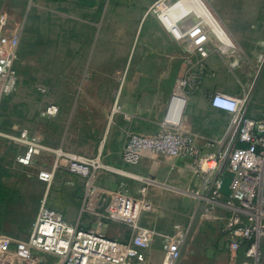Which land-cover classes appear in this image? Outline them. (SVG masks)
Masks as SVG:
<instances>
[{
  "label": "rangeland",
  "instance_id": "rangeland-1",
  "mask_svg": "<svg viewBox=\"0 0 264 264\" xmlns=\"http://www.w3.org/2000/svg\"><path fill=\"white\" fill-rule=\"evenodd\" d=\"M28 3V17L19 20V2ZM46 1L48 5H41ZM92 0H61L60 6H54L51 0H0V50L4 54L8 51L15 56V70L17 71V88L5 96L2 93L3 81L0 79V264H54L55 259L42 253H34L29 249L28 241L34 223L32 215L33 198L36 194L34 182L27 177L28 174L40 172L52 173L50 183H45V194L47 204L68 214V205L63 206L64 195L72 193L75 202L71 211H75L76 217L87 210L88 187L86 181L72 176L66 169L65 154L72 156H85L91 154L88 149L90 143L84 139L69 140V149L61 147L60 141L69 126L67 117L54 120V125H49L43 139L39 136L38 129L41 112L51 104L60 107L61 112L68 114L71 109L74 96L80 92V86L70 85L68 80V58L70 52V34L74 30L89 32V38L99 30L101 22L79 23L68 17L70 8L85 9ZM110 4H111V0ZM157 0H130L132 5H141L149 8ZM214 11L218 20L230 24L239 23V32L243 37H233L234 49L232 55L224 52L221 45L214 37L213 30L208 25L202 24L210 42V57L203 61L210 71H214V77L202 80V93L206 103L198 105V111L193 116V121L198 124L200 133H191L196 128L184 124L182 118L180 128L182 132L194 138L195 144L202 154L213 153L216 147L209 143L229 140L231 136L230 118L228 115L217 113L211 107L209 98L217 92H226L234 95H243L251 92V105L248 115L254 119H264V66L257 75L259 69L258 57L264 51V0H205ZM71 2V6L69 5ZM57 9L62 14L59 16L53 10ZM24 14V12H23ZM198 21L195 15L187 17L186 24L191 25ZM249 23H245V22ZM110 29L116 32L120 29L114 24ZM162 29L159 21L152 18L147 19L138 30L136 44L131 47V55L127 60L129 64H148L153 62L154 55H144L142 49L148 47L140 38L147 35L148 30ZM137 33V34H138ZM23 36V44L20 47V38ZM136 36V35H135ZM147 40V39H146ZM150 42H160L159 39L151 38ZM150 44V43H149ZM158 45V44H157ZM153 47L156 44L152 45ZM186 46V45H185ZM157 47V46H156ZM187 47V46H186ZM147 52L153 50L147 49ZM157 52H160L157 49ZM2 54V55H4ZM1 56V55H0ZM158 60H168V57L157 55ZM210 59L218 62L217 67L208 63ZM200 56L189 53L188 70L186 72H197ZM216 69V70H215ZM185 72V73H184ZM181 75V76H182ZM60 76L65 77L58 84ZM180 76V77H181ZM179 77V78H180ZM209 86H205V83ZM117 97V95H116ZM116 97L112 107L110 130H122L123 133L114 135L119 142L126 141L129 131H135L142 135H154L161 130L158 125L140 124L135 128L128 127L122 116L126 115L122 98L118 101L117 111L113 112ZM250 112V113H249ZM158 113H150V116H158ZM122 119V120H121ZM128 128V131L126 130ZM28 131L40 145L45 146L40 155L36 156L30 166L20 164L21 158L27 152V145L20 140L22 131ZM127 131V132H126ZM43 133V132H42ZM44 140L51 144L42 143ZM206 142V148L201 145ZM217 145V143H216ZM73 148V149H72ZM97 150H95L96 152ZM99 151V150H98ZM97 154H105L102 148ZM93 152L92 154H94ZM100 154V155H101ZM101 155L102 166L95 174V181L102 186L110 187L109 192L124 191L127 195L138 199L144 204L151 205L152 210L161 213L172 214L177 222L175 226L190 229L189 239L199 230L200 234L210 231L221 219L227 216L222 208H212L202 197H207L201 187V180L191 167L188 184L175 182L173 175L166 172L153 174L142 163L138 165H127L122 160L114 163L104 162ZM98 156V155H97ZM97 156L90 157L96 158ZM165 159H178L162 154H154L151 161L154 164L164 163ZM229 179H226L224 194H228ZM112 187V188H111ZM95 188L98 190L97 185ZM40 191V190H39ZM40 194V192H39ZM157 207V209H155ZM73 208V209H72ZM107 235L110 238L130 237L135 232L131 224L110 220ZM162 226V225H161Z\"/></svg>",
  "mask_w": 264,
  "mask_h": 264
},
{
  "label": "built area",
  "instance_id": "built-area-1",
  "mask_svg": "<svg viewBox=\"0 0 264 264\" xmlns=\"http://www.w3.org/2000/svg\"><path fill=\"white\" fill-rule=\"evenodd\" d=\"M182 0H157L146 11L145 18L155 17L173 34L175 39L187 46L189 53L200 56L197 72H186L176 80L168 103L161 130L154 135L129 132L125 141L122 160L127 165H138L147 154H162L178 159H187L202 182L207 197H202L212 208H222L226 218L215 216L222 222V232L227 237L228 264H260L264 254V119L248 115L251 92L231 95L217 92L210 96L211 107L230 117L231 136L225 144L222 140L209 143L216 147L213 153L202 154L193 137L180 128L189 94L202 89L205 77H214L205 61L210 56L207 33L201 21L191 25L186 19L194 13L188 11L184 20L176 21L171 10ZM199 20L200 18L197 17ZM259 69L264 66V51L258 57ZM15 56L7 52L0 57L2 93L12 94L17 88ZM120 94L116 97L113 112L117 111ZM59 108L51 104L41 112V117L58 115ZM20 140L27 145V152L19 158L20 164L30 166L43 147L28 131H22ZM217 143V145H216ZM66 169L74 177L82 178L88 187L87 197L97 193L95 174L101 168V157L90 158L65 154ZM39 178L50 183L53 174L41 172ZM229 179L228 194H224L226 179ZM108 219L131 224L136 234L127 242L107 237L98 228L83 229L70 223L66 216L49 206L46 200L40 207L29 237L28 246L34 253L49 255L54 264H144L142 253L148 250L154 233L140 229L138 222L143 211H151L150 204L127 195L124 191L111 194ZM87 210L94 212L91 201ZM102 226V223L99 224ZM190 229L176 226L170 235L163 238V264H179L189 240ZM243 258L242 261H240Z\"/></svg>",
  "mask_w": 264,
  "mask_h": 264
},
{
  "label": "crops",
  "instance_id": "crops-1",
  "mask_svg": "<svg viewBox=\"0 0 264 264\" xmlns=\"http://www.w3.org/2000/svg\"><path fill=\"white\" fill-rule=\"evenodd\" d=\"M70 1L73 2L75 0ZM40 3L43 6L48 5L46 1H41ZM51 3L54 6H60L61 0H51ZM70 4L71 2H69ZM19 5L20 13L17 15V18L21 21L26 20L28 17V3L27 1H20ZM147 10L148 8L146 9L141 5L130 4V0H111V4L109 0H92L91 3L87 4L85 9L70 8L68 13L69 19L85 23L86 25L88 23L93 24L94 22H101V24L99 30L93 34L92 39L89 38L87 30L84 32L74 30L70 34L71 47L68 58V80L70 85L80 86V92L74 96L68 114L65 115V112H61L60 107H58V115L54 117H41L40 114L41 120L38 124V129L41 131L39 133L40 137L42 135L44 139L47 136L44 132L49 125H54V120L67 117L69 126L60 141L61 147L69 149V140L84 139L90 143L88 149L92 151L91 154L88 155L86 153L85 156L94 157L98 155L97 157H101L102 154H97V151L104 148L105 158L102 155L105 159L104 162L114 163L115 159L116 162L121 161L125 142H119L114 135H117L119 132L123 133V131L115 129L107 137L110 130V120L114 116L112 115L113 103L118 94H120L119 100L122 98V102L125 103L123 107L126 115L122 117H124L123 120L128 124V127L135 128V126H139L140 124L158 125L161 127L176 80L182 75V70H188L189 52L185 44L177 41L173 34L167 31L159 22L162 29L156 31L153 29L148 30L147 35H142V31L140 33V38H143V44L146 43L148 46L142 49V53L144 55H154L153 62L148 64H141L139 62L129 64L127 60L130 58L132 45H135L137 42L138 30L147 19L149 21L152 18L156 19L153 16L145 18ZM53 12L59 16L62 14L60 11L57 12V9H54ZM114 24H117L120 28L116 29V32L110 29ZM223 24L230 36L232 35L236 38L245 36L238 30L239 23L230 24L223 20ZM151 38L159 39L160 42H150L149 39ZM22 44L23 36L20 38V47ZM153 44H156L157 47H153ZM147 49H152L153 52H147ZM157 49L160 52H157ZM209 49L211 54L210 43ZM2 54H4V51L2 50L1 52L0 50V55L2 56ZM157 55H164L168 57V60H158ZM208 63L213 67L218 66V62L213 59H210ZM64 79L66 78L60 76L58 84H61ZM205 86H209V84L206 82ZM202 90L200 89L189 94L184 112V124L196 128L191 133L197 135L200 133V130L198 129V124L194 123L193 116L198 111V108H203L198 107V105L206 103ZM208 106L210 105L206 103V108ZM159 111H161V115L156 117L149 115V112L158 113ZM214 111L227 115L223 112ZM126 130L128 131V128ZM222 141L225 144L227 143L226 139H222ZM42 143L46 145L51 144L50 141L47 142L46 140ZM201 144L203 148H206V142H202ZM42 147L44 148L45 146L42 145ZM95 150L97 151L95 152ZM93 152L95 153L92 154ZM151 157L153 155L147 154L140 163L143 166L145 165L153 174L163 171L166 172V175H171L169 179H172L176 173L174 177L175 182H180L182 185L188 184L189 173L192 171L189 160L165 159L164 163L154 164L151 161ZM40 173L39 170L27 175L34 182L36 189L31 208L34 223L40 207L46 200L45 182L39 178ZM95 185L98 188L97 193L86 199V202H92L95 208L94 212L86 210L76 217L73 214L75 211H71V207H73L75 202L72 193L64 195V200L62 201L63 206H70L68 207V214L53 206L52 203H49V206L62 212L70 223L79 228H98L101 233L106 234L108 232L107 224L110 219L99 213V205L103 201V195L107 197L104 200V204L107 203L108 198H111L110 190H108L110 187L102 186L100 182L96 181ZM223 218L225 219L226 216ZM176 222L172 214L161 213L159 210L142 212L138 227L140 229L151 230L154 233L150 248L145 250L141 256V261L144 264H163L165 258L163 238L173 232ZM100 223H102V226H99ZM135 234L136 231L130 237L123 236L111 239L127 242ZM229 260L227 237L222 232V222L220 221L206 234H200L199 230L196 231L188 240L179 264H228ZM242 260L243 258L240 261ZM260 264H264V254Z\"/></svg>",
  "mask_w": 264,
  "mask_h": 264
},
{
  "label": "bare ground",
  "instance_id": "bare-ground-1",
  "mask_svg": "<svg viewBox=\"0 0 264 264\" xmlns=\"http://www.w3.org/2000/svg\"><path fill=\"white\" fill-rule=\"evenodd\" d=\"M188 11H192L195 17H199L203 20L204 25L210 26L213 30L214 37L216 38L221 49L224 52H229L232 55L234 49H237L234 44V40L225 29V27L218 20L217 16L214 14V11L211 9L207 1L205 0H182L180 3L175 5L171 10V16L176 21L182 20ZM182 117H176V122L181 121Z\"/></svg>",
  "mask_w": 264,
  "mask_h": 264
},
{
  "label": "water",
  "instance_id": "water-1",
  "mask_svg": "<svg viewBox=\"0 0 264 264\" xmlns=\"http://www.w3.org/2000/svg\"><path fill=\"white\" fill-rule=\"evenodd\" d=\"M107 197H106V195H103V201H102V203L99 205L100 207H99V213H101L102 215H105V216H108L109 215V212H108V207H109V205H110V203H111V198H108L107 199V203H105L104 204V200L106 199Z\"/></svg>",
  "mask_w": 264,
  "mask_h": 264
}]
</instances>
